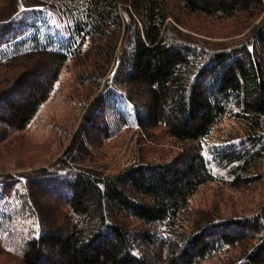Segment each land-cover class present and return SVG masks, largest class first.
Listing matches in <instances>:
<instances>
[{"label":"trees","instance_id":"16d2710c","mask_svg":"<svg viewBox=\"0 0 264 264\" xmlns=\"http://www.w3.org/2000/svg\"><path fill=\"white\" fill-rule=\"evenodd\" d=\"M18 2L15 14L1 16L0 47L35 26L17 14ZM181 2L186 11L209 17L264 12V0ZM170 17L165 0H83L66 50L36 42L0 57V68L36 57L48 75L32 83L27 102L10 95L26 75L0 93V136L34 119L68 61L84 66L93 57L117 65L114 83L125 89L140 132L151 139L149 131L161 130L187 146L169 163H141L103 176L71 163L77 134L55 167L0 177V201L13 196L15 204L0 208V248L21 264H264V207L204 224L184 216L207 184L238 189L264 182V174L253 176L264 163V20L250 42L212 51L182 39ZM103 97L84 121L92 133L109 138L104 111L97 112ZM226 119L242 124L243 135L233 144H209ZM25 219L34 224L18 235L14 221Z\"/></svg>","mask_w":264,"mask_h":264},{"label":"rangeland","instance_id":"374dc122","mask_svg":"<svg viewBox=\"0 0 264 264\" xmlns=\"http://www.w3.org/2000/svg\"><path fill=\"white\" fill-rule=\"evenodd\" d=\"M165 1L171 10L168 21L176 27L181 38L212 51L233 49L250 42L264 20V12L231 18L209 17L186 11L181 0ZM82 2L19 0L17 14L23 16L22 20L26 17L28 25L35 22V26L11 44L1 46L0 57L29 50L36 42L53 50H66L74 39ZM16 4L17 0H0V19L5 13L15 14ZM116 67L104 61H95L93 57L84 61V66L81 62L68 61L34 119L23 129L5 130L0 136V177L27 176L55 167L67 155L77 134L79 139L72 146L71 163L103 176L117 175L141 163L166 164L173 161L187 146L174 143L161 130L149 131L151 139L140 132L135 109L127 101L125 89L114 83ZM90 74L96 79L88 80ZM25 75L26 83L18 85L22 83L19 78ZM47 76L44 65L36 57L17 60L0 68V93L18 85L10 92L11 100L27 102L32 83L42 82ZM103 95V106L97 112L104 111L102 118L109 125V138H103L99 132L92 133L84 121L90 107ZM243 132L242 124L226 119L213 132L209 144H233ZM215 172L225 175L223 170L217 168ZM257 174H264V163L254 171L253 176ZM42 203L48 211H55L51 203ZM14 205L13 196L0 201V208L4 210ZM262 207L264 182L238 189L214 182L197 191L184 216L191 222L204 224L213 219L248 216ZM14 223L20 227L18 235L24 236L34 221L25 219ZM0 264H21V260L0 248Z\"/></svg>","mask_w":264,"mask_h":264}]
</instances>
